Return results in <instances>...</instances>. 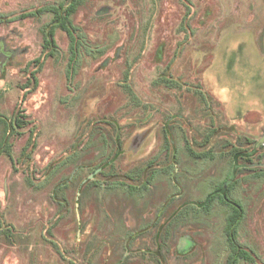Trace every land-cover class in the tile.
I'll use <instances>...</instances> for the list:
<instances>
[{
    "label": "rangeland",
    "instance_id": "1",
    "mask_svg": "<svg viewBox=\"0 0 264 264\" xmlns=\"http://www.w3.org/2000/svg\"><path fill=\"white\" fill-rule=\"evenodd\" d=\"M62 2L0 0V264H227L228 177L264 264V0H82L75 61Z\"/></svg>",
    "mask_w": 264,
    "mask_h": 264
},
{
    "label": "trees",
    "instance_id": "2",
    "mask_svg": "<svg viewBox=\"0 0 264 264\" xmlns=\"http://www.w3.org/2000/svg\"><path fill=\"white\" fill-rule=\"evenodd\" d=\"M82 0H64L57 6H50L39 10L38 13H49L50 22L43 28L42 52L44 57H54L57 54L55 33L57 30L64 32L69 39L70 60L75 61L78 56L80 41L76 35L77 29L72 25V16L81 5ZM80 36V35H79ZM38 61V60H37ZM36 61V62H37ZM34 85L37 84L35 74H32ZM15 126L19 129L23 127V122L15 117ZM27 149L24 147V150ZM190 151V150H189ZM195 154V157L202 158L207 154ZM233 184L231 177L217 185L205 199L198 203L203 211H208L215 202L225 206L227 215L223 227V236L228 250L227 264H239L240 262L254 263L253 257L247 252L239 242L238 229L244 219V208L241 203L232 196Z\"/></svg>",
    "mask_w": 264,
    "mask_h": 264
},
{
    "label": "flooded vegetation",
    "instance_id": "3",
    "mask_svg": "<svg viewBox=\"0 0 264 264\" xmlns=\"http://www.w3.org/2000/svg\"><path fill=\"white\" fill-rule=\"evenodd\" d=\"M257 149H258V141H256L254 143L252 149L245 154H243L242 151H240V149H232L233 150V157L232 158H233V160H236V161H238L239 159L248 160V159L254 158L257 155ZM197 207L199 208L198 204H197ZM184 243H183V241L181 242L180 248H179L180 251H178L179 253H184L189 249L188 248L189 246L188 247L184 246L185 245ZM226 262H227V260H226Z\"/></svg>",
    "mask_w": 264,
    "mask_h": 264
},
{
    "label": "water",
    "instance_id": "4",
    "mask_svg": "<svg viewBox=\"0 0 264 264\" xmlns=\"http://www.w3.org/2000/svg\"><path fill=\"white\" fill-rule=\"evenodd\" d=\"M262 138V140L259 142V143H262L263 141H264V131H263V136L261 137ZM258 143V144H259ZM90 178H92V177H90ZM85 182V181H84Z\"/></svg>",
    "mask_w": 264,
    "mask_h": 264
}]
</instances>
